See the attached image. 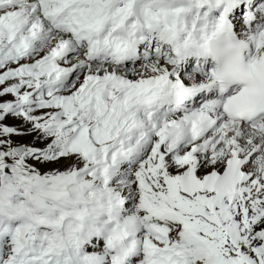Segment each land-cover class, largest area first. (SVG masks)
<instances>
[{
    "label": "snow or ice",
    "instance_id": "1",
    "mask_svg": "<svg viewBox=\"0 0 264 264\" xmlns=\"http://www.w3.org/2000/svg\"><path fill=\"white\" fill-rule=\"evenodd\" d=\"M0 264H264V0H0Z\"/></svg>",
    "mask_w": 264,
    "mask_h": 264
}]
</instances>
